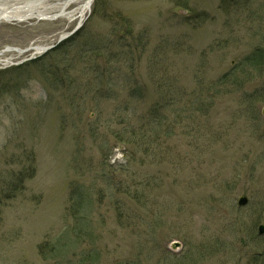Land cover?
Returning <instances> with one entry per match:
<instances>
[{"label":"rangeland","instance_id":"374dc122","mask_svg":"<svg viewBox=\"0 0 264 264\" xmlns=\"http://www.w3.org/2000/svg\"><path fill=\"white\" fill-rule=\"evenodd\" d=\"M263 106L264 0L0 22V264H264Z\"/></svg>","mask_w":264,"mask_h":264},{"label":"bare ground","instance_id":"6f19581e","mask_svg":"<svg viewBox=\"0 0 264 264\" xmlns=\"http://www.w3.org/2000/svg\"><path fill=\"white\" fill-rule=\"evenodd\" d=\"M70 0H57V3L43 4L44 0H0V22L25 21L31 17L42 14L48 16L49 12H54L56 16L73 17L79 15L84 17L90 10L93 0H71L77 8L68 11ZM42 5V6H41ZM45 48L37 47L36 52L44 51Z\"/></svg>","mask_w":264,"mask_h":264},{"label":"trees","instance_id":"16d2710c","mask_svg":"<svg viewBox=\"0 0 264 264\" xmlns=\"http://www.w3.org/2000/svg\"><path fill=\"white\" fill-rule=\"evenodd\" d=\"M72 39V38H70ZM72 40H67L65 42H62L59 44L58 48L60 49H65L66 45L65 43L69 42ZM70 42V43H71ZM261 59V54L259 51H255L253 52L251 55H249L246 59H245V63L246 65H253V63L258 64L260 62ZM231 76L229 75V73L227 75H224L222 77V82L223 83H215L217 84L219 88L223 87L225 84H228V77ZM233 86H237L240 87V83L239 84H234V83H229ZM236 87V88H237ZM256 95H258L257 93L254 92H249L246 93L245 95H243L244 98H248V99H255ZM243 98V99H244ZM156 114L158 115V113L156 112ZM128 124H129V129L125 131L124 135H125V141L127 143H132V144H137V139H138V133H137V128L135 125L131 124L130 121L128 120ZM33 167L28 168L24 171H19L17 173H13L10 176L9 180H4L2 181V189L0 191V197H4L6 199H9L11 197L14 196V193L16 190H18V188H20L22 182L24 179H28L31 178L33 176ZM134 197L136 199H139V196L135 193ZM70 201L72 202V211L73 212V216L76 217V224L86 227V219L87 215L85 214V210H83V201L84 199H82V196L78 197L77 195L74 197H70ZM80 230H82L81 228H79Z\"/></svg>","mask_w":264,"mask_h":264},{"label":"water","instance_id":"95a60500","mask_svg":"<svg viewBox=\"0 0 264 264\" xmlns=\"http://www.w3.org/2000/svg\"><path fill=\"white\" fill-rule=\"evenodd\" d=\"M261 114H262V116H263V118H264V106H263L262 109H261ZM246 203H247V198H246L245 196H240V197L238 198V200H237V205L240 206V207L245 206ZM257 234H258V235H264V224H259V225L257 226ZM177 245H178V244L175 243V242L171 243V247H175V246H177Z\"/></svg>","mask_w":264,"mask_h":264}]
</instances>
